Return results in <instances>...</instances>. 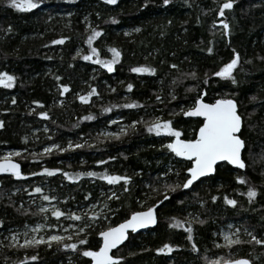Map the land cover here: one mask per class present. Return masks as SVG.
<instances>
[{
    "label": "trees",
    "instance_id": "trees-1",
    "mask_svg": "<svg viewBox=\"0 0 264 264\" xmlns=\"http://www.w3.org/2000/svg\"><path fill=\"white\" fill-rule=\"evenodd\" d=\"M221 3L223 0H170L164 5L163 0H117L111 5L105 0H44L36 9L18 10L0 0V71L16 77L11 88L0 85V157L20 152L14 160L21 171L38 173L23 179L0 176V238L6 232L38 222L40 215L25 199H38L40 194L29 192L40 186L44 194L57 197L42 201L59 202L62 212L69 208L80 215V208L90 204L108 205V211L99 213L86 229V246L97 250L100 230L163 200L168 195L165 185L182 181L185 165L190 166V162L161 147L175 137L148 133L144 123L129 127L132 121L151 122L160 117L172 122L181 132V139H192L202 121L187 118L181 109L189 108L205 91L206 102L225 98L237 103L248 167L234 170L227 164L218 165L213 176L190 189L172 191L168 200L157 205L156 227L130 234L115 253L123 257L121 264H207L219 255L264 264V246L247 243L251 238L231 248H216L213 244L214 233L228 222L264 238V0H235L232 9L218 16ZM220 20L229 24L228 36L223 35ZM9 26L11 31H7ZM92 28L102 30L91 42L97 54L84 60L82 57L90 54L85 41ZM61 37H67L62 44L51 43ZM113 47L119 50L120 57L113 71L108 72L95 61L112 60L109 49ZM208 47L213 48L212 53ZM233 50L239 54V63L233 70L236 83L213 75L233 57ZM139 66L156 71H130ZM193 72L195 76L190 75ZM206 73L208 83H204ZM64 84L68 91L61 95ZM93 88L96 92L87 102L78 98L87 96ZM133 102L136 106L123 107ZM103 107L111 110L105 113ZM42 111L48 113L46 118L38 115ZM89 114L93 120L82 119ZM109 120L114 123L109 124ZM120 123L126 124V131L118 138L102 135L103 131H115ZM69 141L84 146L67 149ZM53 143L66 151L54 149L44 155L43 149ZM98 159L106 163L97 165ZM45 167L66 172H106L131 179L125 191L123 181L110 184L98 177L69 181L62 173L43 174L41 169ZM237 174L244 175L247 183H238ZM249 184L257 189L251 202L245 194ZM112 189L115 198L109 199L112 195L107 192ZM213 195L217 197L215 202ZM225 196L237 200V204L226 205ZM51 218L50 225L58 223L56 217ZM172 218L192 222V242L186 238L188 223L173 228ZM164 243L181 247L157 253L155 249ZM192 243L197 245L195 253ZM81 247L84 246L78 245ZM33 255L38 259H28ZM67 261L89 263L79 252L56 243L50 248H0V264H68Z\"/></svg>",
    "mask_w": 264,
    "mask_h": 264
},
{
    "label": "snow or ice",
    "instance_id": "snow-or-ice-1",
    "mask_svg": "<svg viewBox=\"0 0 264 264\" xmlns=\"http://www.w3.org/2000/svg\"><path fill=\"white\" fill-rule=\"evenodd\" d=\"M5 2L12 8L15 9H24L31 10L36 9L41 5L44 0H5ZM170 0H163L164 5H168ZM105 3L114 5L117 3V0H105ZM147 3V0H145ZM235 0H223V3L219 5L218 16H224L225 10H230L233 8ZM219 23L223 27V35L228 36L230 31V26L225 20H220ZM216 21H213V26H215ZM138 31L139 29H135ZM7 31H11V26H9ZM102 30H98L96 28L91 29V35L85 41L90 46V54L85 55L82 58L84 60H91L93 55L97 54V50L95 48H91V42L96 37L101 35ZM67 37H61L59 40H52V44H62ZM113 58L110 61L107 60H99L97 59L95 62L100 64L103 68H105L108 72L113 71V64L117 62L120 57V52L116 48L109 49ZM207 51L209 53L213 52L212 47H208ZM233 57L227 62L224 63L218 71L213 72L214 76L220 78H228L232 80V83H236V80L233 76V70L237 67L239 63V54L233 50ZM172 67H176V65H172ZM133 73H155L156 69L152 67H132L130 69ZM190 75L195 76V73H190ZM59 79V77H57ZM16 80L14 75L9 74L5 71H0V85H3L5 88H11L13 82ZM204 83H208L207 73L205 74ZM62 91L61 95L64 92L68 91V85H61ZM128 89L132 88L131 84L127 85ZM96 90L93 88L87 96H79L78 98L82 102H87L88 97L95 93ZM175 99V96L172 97ZM157 99H160L157 97ZM255 99V97H252ZM15 102V101H13ZM35 103H39L36 101ZM135 102L131 104H124L123 107L131 108L134 107ZM115 107H120V105H115ZM110 107H103V112H109ZM182 114L186 117H202V122L199 123L198 130L194 133V138L192 139H181V132L172 126V122L170 120H162L160 117H156L151 122L144 121H132V124L129 127H135L138 123H144L146 131L148 133H155L156 135L165 134L169 138L175 137V139H169L167 144H162L161 147H166L171 153H173L176 157L184 158V160L190 162V166L185 165L183 171L186 173L182 181L176 183L175 185L166 184L165 192L168 195L163 196V200H157L151 206L146 207L143 211H133L127 219H124L121 223L116 224L115 226H107L100 230L97 235L100 237L101 242L99 243L98 250H93L91 247H87L88 245V234L86 233V229L91 226V223L95 221L99 213L91 212L89 213V221L85 222L83 227H78L76 231L67 237L64 235L51 234L48 235L45 239L41 236L37 239L35 236L31 238H27V233H25V239L21 247L28 246H37L39 244H47L51 247L52 243H56L59 247L63 249H71L73 251H77L83 257L90 258L91 264H121L123 257L117 255L113 252V249H117V246L124 241L128 235V230L130 229L132 232H136L137 229L146 228L150 225H155L157 223V205H162L163 201L169 199V195L172 191H175L177 188L190 189L191 186H194V182L200 181L201 178H207L210 174L214 173L217 169L218 162H226L228 165L233 166L237 169H245L248 167L246 160L244 159V150L247 148V143L245 139L239 134L242 127V117L237 111V103L233 99H225L220 98L216 99L214 103H205L199 96L195 99L194 103L187 109H181ZM39 116L47 117V112H39ZM172 115H175L173 113ZM122 118V117H121ZM82 119L93 120L94 116L89 114L86 117H82ZM109 124L114 123V121L109 120ZM2 126V125H0ZM126 129L121 126L120 131L116 133H110L107 131H103L102 135L105 138L109 137H119ZM99 139V136L97 137ZM85 143H87L85 141ZM84 144L81 143H73L69 141L67 144V149H77L83 147ZM51 149H56L59 152L66 151V148L60 146L56 143H53L51 147H45L43 150V154H50ZM13 156H20V152L11 151L8 152L3 158H0V173H10L13 177L17 179H23L27 176H35L38 175L36 172H28L23 173L21 171V166L15 160L12 159ZM35 159V155L33 156ZM108 159H115V157H108ZM97 165H102L106 163L103 159H98L95 161ZM173 171L172 168H169V172ZM41 172L47 175H53L55 173H62L64 178L69 181L79 180L81 177H89V178H100L104 181H107L110 184L117 183L119 181L124 182V190L127 191V185L130 181L129 176H121V175H109L105 173H98L95 171H77V172H66L62 171L59 168H42ZM179 176V172L176 173ZM236 181L241 184L247 183V178L244 175L237 174L235 177ZM27 191V189H26ZM32 193L40 194V197L44 201H51L57 199L56 196H50L44 194V190L40 186L32 187L29 195ZM246 196L251 202L257 196V189L250 184L247 187ZM115 198V193H112V196L109 199ZM87 199V197H85ZM212 201L215 202L217 197L213 195L211 197ZM224 202L226 205L235 206L237 204V200L229 198L227 196L224 197ZM203 203V201H201ZM90 208H94L95 205H89ZM107 207V205H104ZM41 212L47 211L46 208H40ZM111 211V210H110ZM51 215L56 217L59 220L61 217L68 215L71 219L81 220L82 217L80 215L73 213L66 214L62 212L59 208L52 206ZM173 223L170 227H183L184 223H188V227L186 228L187 232V240L192 242L193 240V232L194 229L192 227V222L190 221H179L175 218H172ZM200 224H203V220L197 221ZM2 223V221H0ZM57 225L51 224L50 227H56ZM40 225H37L39 228ZM69 227H73V225H69ZM231 227V225H229ZM35 231V229L33 230ZM247 232V230L245 229ZM239 229H237V233ZM84 234V235H81ZM224 244L219 245L213 241L214 246L216 247H229L231 248L233 245L239 244L242 241L236 233H221ZM247 235L251 237L247 243H255L256 245L264 246V238H260L257 235H254L251 232H247ZM75 237V242H67L72 241ZM12 240H17V235L12 234ZM78 245L84 246L78 248ZM174 247H181L180 245H171L169 243H164L161 247L155 249L157 253H165L171 252ZM192 252H197L196 243L191 244ZM30 260H37L38 256L33 255L28 257ZM23 264V262H21ZM85 264H88V261H85ZM207 264H251V261L244 257L232 258L231 256H216L215 259H210L207 261Z\"/></svg>",
    "mask_w": 264,
    "mask_h": 264
},
{
    "label": "rangeland",
    "instance_id": "rangeland-1",
    "mask_svg": "<svg viewBox=\"0 0 264 264\" xmlns=\"http://www.w3.org/2000/svg\"><path fill=\"white\" fill-rule=\"evenodd\" d=\"M121 126H123L126 129V124L125 123H122V124L120 123V124H118V126H117L115 131H107V132H110V133L119 132ZM113 137H115V136H113ZM46 147L50 148L51 146H46ZM52 150H54V149H51V151ZM7 153H5L0 158H3ZM15 157L16 156H13L12 159L14 160ZM172 172L173 171H171L170 173H172ZM164 182H165V180H164ZM164 182L162 181V183H164ZM107 193H108V196L112 195L113 189L112 190H108ZM35 199H34V197L27 198V199H25V202H27L30 206H34L36 208L37 213L40 215V218H39L38 222L35 225H27L23 229H19L17 231L6 232L5 233V237L4 238H0V248H3V246H5L7 248L8 247L13 248V247H16V246L21 247V245L23 244L24 239L26 238L25 237V233H27V238H31L32 236H35L37 239H39L41 236H43L46 239L47 236L51 235V234L64 235L65 237H67L68 235L74 233L78 227H83L85 222L89 221V218H88L89 217V213H91V212L102 213L104 211H108V209H107L108 205L105 204L104 202L91 204V205H95V207L94 208H90L89 206H87L85 208H80L81 211L79 213H80V215L82 217L81 220L77 221V220L71 219L70 216L65 215V216L61 217V219H59L57 224H55L57 226L52 228V227H50V223H49L50 220L52 219L51 218V209H52V206H55V207L60 209V207H59L60 203L59 202H53V203L46 202L45 203V202L42 201V199L40 197L38 199H36V200ZM104 205H107V207H104ZM42 207L46 208L47 211L41 212L40 208H42ZM63 212L66 213V214H69V213H73L74 211H72L69 208H67ZM37 225H40V227L37 228ZM69 225H73V227H69ZM229 225H231V227H229ZM34 229H35V231H33ZM237 229H239L238 233H237ZM227 232L236 233L239 236L241 241H246L248 238H251L250 236L247 235V232H249V231L246 232L245 230L240 229L238 227V225L235 224L234 222H228L224 227L220 228V230L218 232L214 233L213 241H215L216 244L223 245L224 244V240H223V237H222L221 233H227ZM12 234H16L17 235V240L16 241L12 240ZM74 238H73L72 241H74ZM72 241H67V242H72ZM39 245H47V244H39ZM28 247H31V246H28ZM47 248H50V247L47 245ZM216 248H218V247H216ZM219 248H226V247H219ZM67 263L71 264L70 261H67Z\"/></svg>",
    "mask_w": 264,
    "mask_h": 264
},
{
    "label": "water",
    "instance_id": "water-1",
    "mask_svg": "<svg viewBox=\"0 0 264 264\" xmlns=\"http://www.w3.org/2000/svg\"><path fill=\"white\" fill-rule=\"evenodd\" d=\"M200 98L205 102V103H209V102H206L205 101V91H203L202 92V95L200 96ZM215 102V101H214ZM214 102H211V103H214ZM187 118H193V119H200L201 121L203 120V118L202 117H187ZM240 134V133H239ZM184 159V158H183ZM186 161V160H185ZM188 162V161H187ZM18 163V162H17ZM19 164V163H18ZM222 164H227L226 162H218V165H222ZM217 165V166H218ZM228 165V164H227ZM228 166H230L232 169H234V170H243V169H237V168H234L233 166H231V165H228ZM215 173V172H214ZM214 173H212V174H210L208 177H211V176H213L214 175ZM4 175H11L10 173H0V176H4ZM207 177V178H208ZM203 179H205V178H201L200 179V181L201 180H203ZM199 182V181H198ZM198 182H194V184H196V183H198ZM143 211V210H142ZM157 223H158V218H157ZM157 223L155 224V225H150V226H148V227H146V228H140V229H137V231L136 232H132L130 229L128 230V235H127V237H126V239L124 240V241H122L121 242V244L120 245H118L117 246V248L119 249V248H121L125 243H126V241H127V239H128V236L130 235V234H132V235H136V234H138V233H142V232H145V231H147V230H150V229H153V228H155L156 227V225H157ZM99 237V236H98ZM99 239H100V237H99ZM100 242H101V239H100ZM98 250V249H97ZM117 249H113L112 251L113 252H115ZM88 260H89V263L88 264H91V261H90V258H88Z\"/></svg>",
    "mask_w": 264,
    "mask_h": 264
}]
</instances>
